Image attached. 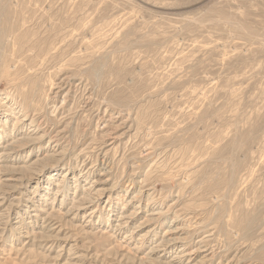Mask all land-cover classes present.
Returning <instances> with one entry per match:
<instances>
[{
    "label": "rangeland",
    "instance_id": "obj_1",
    "mask_svg": "<svg viewBox=\"0 0 264 264\" xmlns=\"http://www.w3.org/2000/svg\"><path fill=\"white\" fill-rule=\"evenodd\" d=\"M154 263L264 264V0H0V264Z\"/></svg>",
    "mask_w": 264,
    "mask_h": 264
},
{
    "label": "bare ground",
    "instance_id": "obj_2",
    "mask_svg": "<svg viewBox=\"0 0 264 264\" xmlns=\"http://www.w3.org/2000/svg\"><path fill=\"white\" fill-rule=\"evenodd\" d=\"M24 119H26V118H22V120H24ZM22 120H19V121H22ZM33 127V126H32ZM45 134V133H44ZM43 136H41L40 138L41 139H43L42 138ZM40 139V140H41ZM33 140V139H32ZM35 140H39V139H35ZM34 140V141H35ZM95 186L94 185H91L90 187H88V189H91L92 188V190H95V189H93ZM89 199H87V198H84V197H82V196H80L79 197V200H78V205H83L84 204V206L82 207L81 206V208H78L79 210H83L84 208L85 209H88V208H86V207H90L92 204V202L91 201H88ZM76 207V206H75ZM79 207V206H78ZM123 209H125V208H123ZM161 210V209H160ZM159 210V208L158 209H152V218L151 219H149V220H155V221H157V222H159L157 219H155L154 217H156L157 216V218L160 216V214H161V212L163 211V209H162V211H160ZM130 215V214H129ZM129 215H127V213L126 212H124L122 215H121V220L120 221H122V222H124V220L125 219H128L129 218ZM177 220V219H176ZM119 221V222H120ZM117 225H119V224H117ZM169 226H171V228L173 227V225L171 224V225H169ZM177 226V225H176ZM175 227V226H174ZM176 231H178V228L176 227V228H172V229H170V231H168L167 233H165V235H163V238H162V240H161V243L160 244H157V245H155L156 247H152V249L149 251V253H153L154 251H156V249H158V247H161V245H165V244H167L166 245V247L167 246H173L174 247V245H175V243H177V242H179L178 241V239H175V238H173L172 237V234H175V232ZM171 235H170V234ZM151 236H153V235H151ZM139 240H142V239H138V241ZM206 242H207V240L205 239V238H201V239H199V243H198V245H199V247H198V249H200L202 252H206V253H208V249H207V245H206ZM183 248L181 247L180 248V250L181 251H183L182 250ZM180 253H183V252H180ZM192 253H185L184 255H182V254H180L179 256L177 255V257H176V259L177 258H180V259H182V258H184L185 256H188V255H191ZM205 256H209V253L207 254V255H205ZM176 261H178V259L176 260ZM180 261V260H179ZM182 261V260H181ZM155 264V263H154ZM197 264V263H196Z\"/></svg>",
    "mask_w": 264,
    "mask_h": 264
}]
</instances>
